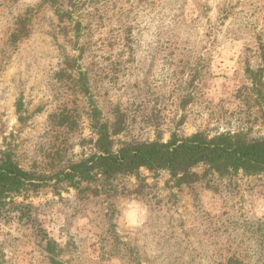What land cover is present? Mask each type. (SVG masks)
Wrapping results in <instances>:
<instances>
[{
  "label": "rangeland",
  "instance_id": "obj_1",
  "mask_svg": "<svg viewBox=\"0 0 264 264\" xmlns=\"http://www.w3.org/2000/svg\"><path fill=\"white\" fill-rule=\"evenodd\" d=\"M97 122L113 153L262 139L264 0H0V161L44 178L0 202V264H264V173L59 182Z\"/></svg>",
  "mask_w": 264,
  "mask_h": 264
},
{
  "label": "trees",
  "instance_id": "obj_2",
  "mask_svg": "<svg viewBox=\"0 0 264 264\" xmlns=\"http://www.w3.org/2000/svg\"><path fill=\"white\" fill-rule=\"evenodd\" d=\"M92 112L96 113L95 110ZM96 128L100 133L99 154L68 166L61 175L55 176L59 182H89L98 175L106 180L140 168L166 170L184 180L189 176V170L198 165L209 166L221 174L239 170L264 173V137L244 141L239 134H219L210 140L194 135L166 143L133 144L113 153L108 146H103L107 141L105 127L97 122ZM43 184V177L22 170L10 159L0 161V202L11 194L28 189L35 191ZM224 264L241 263L228 259Z\"/></svg>",
  "mask_w": 264,
  "mask_h": 264
}]
</instances>
